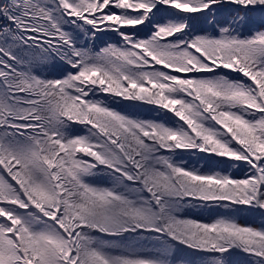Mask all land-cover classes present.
Wrapping results in <instances>:
<instances>
[{"label": "snow or ice", "instance_id": "1", "mask_svg": "<svg viewBox=\"0 0 264 264\" xmlns=\"http://www.w3.org/2000/svg\"><path fill=\"white\" fill-rule=\"evenodd\" d=\"M0 264H264V0H0Z\"/></svg>", "mask_w": 264, "mask_h": 264}, {"label": "trees", "instance_id": "2", "mask_svg": "<svg viewBox=\"0 0 264 264\" xmlns=\"http://www.w3.org/2000/svg\"><path fill=\"white\" fill-rule=\"evenodd\" d=\"M119 38L114 33L106 34L102 37V40H106L108 42H116ZM97 43H100L99 41ZM118 109L133 112L134 114L140 116L141 118H157L158 116L162 115V113H158L152 109V106H137V107H130L127 102L115 105ZM184 159L189 162L190 165L200 167L202 170H208L210 168L214 170H222L225 168L224 164H218L217 162H213L207 159H202L201 156L191 155L189 153L183 154ZM239 169V168H238ZM228 171L236 176L242 175L241 170H235L234 167L229 168ZM223 211V210H218ZM245 214V215H243ZM240 215V222L241 223H249L253 225H259L260 223V216L259 214H248L243 213ZM185 215L189 216L190 218L195 219H207L209 216V211L201 208H189L185 210ZM237 259L242 260L243 257H237Z\"/></svg>", "mask_w": 264, "mask_h": 264}, {"label": "rangeland", "instance_id": "3", "mask_svg": "<svg viewBox=\"0 0 264 264\" xmlns=\"http://www.w3.org/2000/svg\"><path fill=\"white\" fill-rule=\"evenodd\" d=\"M234 169L239 171V169L237 167H235ZM243 215H245V214H243Z\"/></svg>", "mask_w": 264, "mask_h": 264}]
</instances>
